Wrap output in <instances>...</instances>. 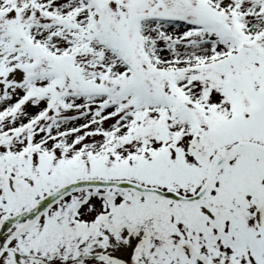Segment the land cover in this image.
Wrapping results in <instances>:
<instances>
[{
    "label": "snow or ice",
    "instance_id": "1",
    "mask_svg": "<svg viewBox=\"0 0 264 264\" xmlns=\"http://www.w3.org/2000/svg\"><path fill=\"white\" fill-rule=\"evenodd\" d=\"M0 264H264V0H0Z\"/></svg>",
    "mask_w": 264,
    "mask_h": 264
}]
</instances>
